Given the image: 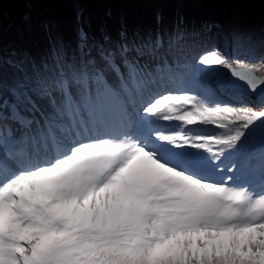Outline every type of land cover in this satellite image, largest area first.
<instances>
[{
	"label": "snow or ice",
	"instance_id": "obj_1",
	"mask_svg": "<svg viewBox=\"0 0 264 264\" xmlns=\"http://www.w3.org/2000/svg\"><path fill=\"white\" fill-rule=\"evenodd\" d=\"M188 35L0 54V264H264V59Z\"/></svg>",
	"mask_w": 264,
	"mask_h": 264
},
{
	"label": "trees",
	"instance_id": "obj_2",
	"mask_svg": "<svg viewBox=\"0 0 264 264\" xmlns=\"http://www.w3.org/2000/svg\"><path fill=\"white\" fill-rule=\"evenodd\" d=\"M6 1L0 0V54L6 82L22 79L7 63L11 57L23 61L29 72L32 62H50L57 49L71 60L78 54L81 29L91 44L103 43L105 35L111 42H130L154 39L179 28L189 34L181 44L182 60L192 64L193 70L197 58L213 46L232 58L236 34L250 37L251 52L240 59H264V0H42L36 5L30 0H14L10 13L3 6ZM26 16L30 22H25ZM222 71L227 74L226 69ZM108 79L115 83L114 76ZM217 96L231 102L218 89ZM251 149L253 157L258 155L257 149Z\"/></svg>",
	"mask_w": 264,
	"mask_h": 264
},
{
	"label": "rangeland",
	"instance_id": "obj_3",
	"mask_svg": "<svg viewBox=\"0 0 264 264\" xmlns=\"http://www.w3.org/2000/svg\"><path fill=\"white\" fill-rule=\"evenodd\" d=\"M30 1H31L32 4L36 5V4H39L42 0H30ZM15 3L16 2L14 0H7L5 3H3V6H4L5 11L8 12V13H10L11 11H13V8L15 6ZM251 106L258 107V105H255V104H253ZM166 123H168V122H166ZM173 123H175V122H173ZM213 130L214 129L212 127H209V129H208V131H213ZM253 149H255V148L253 147ZM256 149L258 150V148H256ZM248 155L249 156H252V149H249ZM254 160H257V159L255 157H253L249 161V163L252 164L251 162L254 161ZM252 165H255V164H252ZM14 170H16V169L14 168ZM224 174H230V173H224ZM216 178L218 179L219 177H216ZM230 183H232V182H230Z\"/></svg>",
	"mask_w": 264,
	"mask_h": 264
},
{
	"label": "water",
	"instance_id": "obj_4",
	"mask_svg": "<svg viewBox=\"0 0 264 264\" xmlns=\"http://www.w3.org/2000/svg\"><path fill=\"white\" fill-rule=\"evenodd\" d=\"M259 75V74H258ZM247 95H249L250 97L252 98H256V95L255 94H251V93H248ZM255 148H259V145H254Z\"/></svg>",
	"mask_w": 264,
	"mask_h": 264
}]
</instances>
